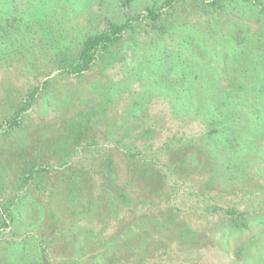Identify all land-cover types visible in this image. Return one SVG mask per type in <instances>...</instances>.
<instances>
[{"label":"rangeland","instance_id":"rangeland-1","mask_svg":"<svg viewBox=\"0 0 264 264\" xmlns=\"http://www.w3.org/2000/svg\"><path fill=\"white\" fill-rule=\"evenodd\" d=\"M166 1L0 0V122L43 86L0 134V264H264L260 8L141 18ZM128 20L88 73L57 72Z\"/></svg>","mask_w":264,"mask_h":264},{"label":"trees","instance_id":"trees-1","mask_svg":"<svg viewBox=\"0 0 264 264\" xmlns=\"http://www.w3.org/2000/svg\"><path fill=\"white\" fill-rule=\"evenodd\" d=\"M177 2L178 0H167L159 7L158 13L151 9H145L141 18H147L153 22H157L161 19L164 12L172 9ZM243 2H248L256 7L259 6L260 14L264 21V3L257 0H247ZM203 3L213 7H217L219 5L217 0H206V2L203 0ZM5 13L0 15V20L6 22L8 15L3 16ZM131 24V20H128L123 24L106 21L104 30L84 39L75 55L76 57L74 60L70 62L63 61V63H60L58 65L57 72L68 78H79L88 73L101 59V57L108 53L113 46L122 40L126 31L132 27ZM2 28L0 26V30ZM42 88L43 86L41 85L31 89L23 97L19 107L12 113L10 118L0 122V134L6 135L11 133L22 125L23 121L28 116L37 101Z\"/></svg>","mask_w":264,"mask_h":264}]
</instances>
